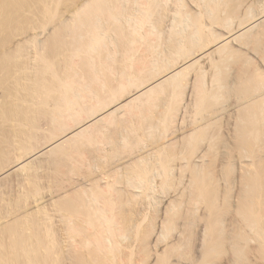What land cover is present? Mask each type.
Instances as JSON below:
<instances>
[{"label": "bare ground", "instance_id": "obj_1", "mask_svg": "<svg viewBox=\"0 0 264 264\" xmlns=\"http://www.w3.org/2000/svg\"><path fill=\"white\" fill-rule=\"evenodd\" d=\"M245 1L239 9L247 11L252 6ZM223 2L228 0H83L58 54L64 76L61 72L51 86L43 79L38 82L41 89L35 86L36 77L31 78L34 88H28H36L31 94L50 100V127H57L55 134L61 132L49 138L46 147L37 146L39 151L26 150L0 177L27 170L34 159L64 143L72 144V154L77 145L87 150L82 154L80 147L76 157L69 153L80 171L66 174L56 195L62 201L70 198L54 214L66 260L70 253L85 264H216L217 248L225 243L233 257L244 244H255V251L264 257V153L250 152L264 126V89L258 95L256 87L252 98L233 104L227 113L219 105L213 109L196 102L200 96L195 90L206 91L210 84L204 79L209 73L203 63L207 66L215 56L212 65L220 74L235 48L247 54L251 31L263 25L264 11L251 19L244 16L245 21L236 19L238 15L236 23L235 10L232 14L223 10L222 19L215 18ZM205 17L211 22L204 23ZM262 33L254 37L259 40ZM215 61L225 62L220 69ZM220 77L212 78V91L223 90ZM177 91L187 93L179 104L174 103ZM255 103L257 109L248 111V105ZM243 109L245 113L239 114ZM225 115L232 118L226 124L228 143L220 151V167L214 168L219 145L211 128L216 130L215 124ZM198 135L205 137L200 141ZM198 212L202 215L196 219L199 226L195 223L200 227L196 258L183 260L175 252L190 241L187 232ZM50 214L47 220L53 221ZM145 248L147 257L129 261V253ZM122 251L129 259L121 263L117 259ZM230 259L226 264L234 262Z\"/></svg>", "mask_w": 264, "mask_h": 264}, {"label": "rangeland", "instance_id": "obj_2", "mask_svg": "<svg viewBox=\"0 0 264 264\" xmlns=\"http://www.w3.org/2000/svg\"><path fill=\"white\" fill-rule=\"evenodd\" d=\"M225 1L227 2V0ZM241 1L244 2L245 0H238V1L228 0L227 3L223 2L225 4L222 3L223 5L222 4L221 5L223 7L221 6L219 8L221 11L219 10L218 12H216L218 15L215 13L214 17L221 20L222 16L220 12L227 9L228 12L226 13L232 14L231 12L235 10L233 13L237 12L236 13L237 15L235 14L234 16L233 14L234 17L233 21H235L236 23L237 21H239L236 20L238 18L239 19L241 18V20L245 21L246 19L245 17L248 18V15H250L249 17L251 19L252 15L255 16L260 11L261 13L262 11H264V0H247V1H251L250 7L251 6L253 7V8L252 7L249 8L248 9L249 11L243 10V7L242 9H239L240 8L239 5L241 4ZM82 2L83 0H0V170H1L0 172L1 173H3L4 171L6 172L8 169L12 168L15 165L14 162L16 163L17 161L16 159H18L20 156L26 155V150L27 153H29L30 151L37 152L39 151V148L46 147L47 146L46 144L50 143L52 138L56 137V134L58 133V131L56 130L57 133L55 134V131L53 129L54 128L57 129V127L52 126L53 128H51L50 127L51 125L48 120L49 119L48 114L50 113L49 112L50 109H48L49 108L48 102L50 100L47 99L44 101V99H42L43 97L37 98L33 96V94L31 93H33L32 90L36 89V88L32 89L34 88V83L36 84L35 86L38 87L40 85L38 84V82L41 83V81L44 79L43 82L45 83L47 82V85L46 84L45 85L51 86L52 83L53 84L57 83L55 79L58 80L59 77L60 78L62 77L61 76L62 74L60 73L64 69L63 68L64 63L58 54L62 51V44L67 36L68 31L70 30V24L72 23L73 15L76 9L78 8L79 4H81ZM229 2L231 4L233 3L234 4L231 6ZM230 14L229 16H231ZM206 19H208L209 21V18L206 17L205 19L202 18L204 23L207 21ZM263 25H264V21H263ZM263 25L261 22V24H259L253 31H251L252 33H250V35L251 38L253 37L251 39L253 41H250V43L247 44L249 45V49H247V54L243 53L246 52L244 50L243 51L241 50L242 52L235 51V49L237 48L233 47V49L235 48L233 51L232 47H230L233 51V55H231V53H230L231 56L228 54L230 57L229 56L228 58L226 57L228 59L226 64L224 63L225 61L221 62L224 63L223 66L221 63L217 62L218 61L217 58L219 57H216L215 60L217 61H215V64L218 65L220 69L223 67L221 70L223 73H221L220 71V74H218L217 69L214 67V65H212L215 56L213 57L210 63L209 62L208 64L206 63L207 66L209 67L205 66V63H203L204 65L202 64L203 68L206 70L205 73H209V75L205 74L207 77L205 76L204 79L205 80L209 79L208 83L210 82V84H208L206 80L205 86L207 84L209 85L206 86L207 88L206 91H204L205 88L203 90H195L196 94H198L196 96L198 97L200 96L199 98H196V102H198L197 100L201 102L198 104L204 105L208 108L210 106V108L212 107L213 109L219 105L218 106L219 109L221 108L223 109V111L227 113L229 111L227 109L231 108L233 104L235 105L236 103L239 102L241 103L243 102V100L246 101V99L249 100V97L252 98L254 94V89H256V87L257 90H255V93H257L258 95H259L258 92L261 91L260 89H264L263 88L264 84L261 83V81L264 83V73H263L264 66L261 65L262 59H264L263 57L264 56V38H263L264 26ZM258 33L259 34L262 33L261 34L262 38L259 39L260 41L258 40V38H255L257 37L256 35H258ZM202 37L204 40L205 35L203 34ZM255 39H257L258 41ZM31 61H32V65L34 64L33 68L31 67ZM262 63L264 64V61ZM219 64L222 67H220ZM255 66L257 67V69ZM215 70L217 73H215ZM191 71L192 70H190L189 73H192ZM210 71L212 72L214 71V72L213 73L211 72L210 74ZM245 72L247 73L245 74ZM62 73L64 76L65 72ZM216 74L218 75V77L222 75L220 79L221 81L223 80L222 81V86L224 85L223 90L222 88L221 90L217 89L213 91L211 89V81L214 79L215 76L217 77ZM34 76L36 77L33 79L35 80V82L31 79ZM252 76L254 77L256 76L257 78L256 77L254 78ZM38 78L41 80L39 81ZM258 78L260 82L258 81ZM32 82H34L33 85L30 84ZM253 82H255L256 84ZM30 86L32 87L31 89L28 88ZM39 88L41 89L40 86ZM250 89H251V93L249 94ZM183 90H179V91L185 93V91ZM179 91H177V93L175 94L176 96H174V100H175L174 103L176 104L181 103L183 101L181 100L182 95L186 96L187 94L186 93L181 95L182 92L179 94ZM246 91L248 92V94ZM262 91L264 92V90ZM262 91L260 93H263ZM213 93L216 94V96L213 95ZM184 96L183 99H185ZM204 100L205 102H203ZM255 104L248 105L247 109H250L248 111L253 112L252 110H254L255 108L257 109L256 106H258V103L256 105ZM251 106L253 109L251 108ZM245 109H243V111L242 110L239 111L240 112L239 114L243 115L245 113L244 112ZM254 112H257V110H255ZM225 118L224 117H221V119L219 118L220 119L218 120L219 122L215 124L216 130L214 129V125H213L211 131H214L215 132L214 134L210 132V135L212 133L216 139L215 143L219 145V147L216 146L218 153L214 152L215 155L213 153V155L217 158V159L215 158L216 161H214V168L220 167V161H221L220 158L222 157L221 154L223 153L222 150L223 148H225L224 146L228 143V139L226 138L228 136L226 135L225 132L227 127L226 124L230 120L228 121L229 118L228 115H225ZM261 130H262L260 134L261 136H259L258 138L255 139V141H253L255 146L251 144L252 147V149L250 150L251 153L253 152L254 154H256L259 151L256 155H258L259 153L261 154L264 153V126L263 128L261 127ZM60 132L61 131L59 129V133ZM201 135L202 134H200V136ZM202 137L200 138V141L204 139L205 136ZM39 145H41V147ZM62 145L63 146L61 145L59 146L58 148L59 150L46 151L45 154H42L37 159H34L32 162L34 164H31L32 166L28 167L27 170L12 171L9 174L4 175V177L3 176L0 177V264H27V263L28 264H75V263L85 264L84 261L80 260L79 255L78 257L75 258L74 257L75 254H73L72 256V254L68 253L67 254L68 261H67L64 258L63 253L61 254L60 242H59L60 237L58 232L55 230L56 226L54 225L55 224L54 221L56 220V217L54 216V214H57V210L61 205H63V203L67 204L69 203L70 200L69 197L63 201L59 200L56 197L60 188L64 184V179L62 178H66L65 177L66 174L70 175L72 171H74L75 173L80 171L73 164L72 158L74 157L73 156L69 157L70 154L71 155L74 154L75 156V154L79 151L80 152L79 155H80L82 151L83 154L87 150H85L83 146L77 145V147L75 146L76 150H74L76 153L72 154V152H70L73 150L70 146L72 145L71 143H64ZM21 146L23 148H21ZM80 147L83 149L82 151H80L81 150ZM256 150L257 152H255ZM49 152L53 154H50ZM66 152L68 153V155H66ZM56 153H57L56 155L57 157L54 156ZM61 154L63 155V157ZM76 156H78V154ZM52 157L56 159H53ZM61 157L62 159L63 158L64 159L62 160ZM41 164L43 167H41ZM224 192L225 191L222 192L224 196L226 194L228 195V193L225 194ZM232 192L233 193H231L230 190L229 192L230 195L228 196V199L230 200L231 203L233 200L231 198H233L234 196V191ZM53 196L54 198H52ZM49 214L53 215L54 218L53 221L47 220L48 218L47 216ZM196 215L195 217H193V220H195L194 226L193 227L191 226L192 229L190 228L191 230L189 231L190 233L187 232V235L189 237L188 239H190V241L187 242L189 245L186 244V246L182 248L183 250L181 249L182 251L179 250L180 252H182L181 254H179L180 252L179 253L177 252L178 249H176L177 251L175 252L176 256H181L183 260H185L184 258L186 257L187 260L190 259V261H194V259L196 258V251H197L196 248L199 246L200 243L199 241L200 235L198 236L199 234L198 232H200L199 230L200 227L197 228L199 226V222H198L199 220L196 221V219H200L202 213L198 212ZM191 217L192 216L190 215L189 216L190 220L192 219ZM12 220L14 221L12 222ZM38 222H40V225ZM195 223L198 226L195 225ZM145 226L143 227L145 228ZM146 228H148V226ZM170 228L169 231L171 230ZM166 233L169 234L168 237L172 234V232L171 234L168 232ZM240 249H242L241 250L242 252L238 251L239 255L237 254V256L234 255L233 257V251L227 243H225L222 247L220 246L219 248H217V250L219 251L218 252L219 256L216 264H226V261L229 259V257L232 259V261H234L231 262V264H263L264 263L263 260L264 257L261 256L258 250H257L258 252L255 251L256 249L255 244H251V245L249 244L248 246L244 244ZM177 253L179 255H177ZM129 255H131L130 259L127 256V252L124 253L122 251V253L118 254V256L120 257L118 258L117 256L118 258L117 260L118 261L121 260V263L122 261H124L123 259L126 260L129 259V261L133 260L136 262L140 258V256L141 258L147 257L148 250L145 248L140 251L138 250L137 252L135 251L134 254L129 253ZM109 264H113L112 261H110Z\"/></svg>", "mask_w": 264, "mask_h": 264}]
</instances>
